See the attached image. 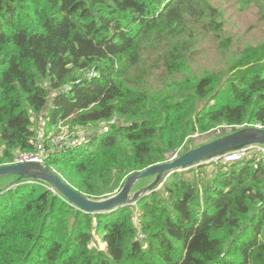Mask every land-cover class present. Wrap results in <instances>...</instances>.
Listing matches in <instances>:
<instances>
[{
	"label": "trees",
	"instance_id": "obj_1",
	"mask_svg": "<svg viewBox=\"0 0 264 264\" xmlns=\"http://www.w3.org/2000/svg\"><path fill=\"white\" fill-rule=\"evenodd\" d=\"M217 15L207 0H0V167L41 143L43 164L102 200L195 135L264 128V44L235 53L225 76L191 73L197 37L229 52ZM149 49L166 58L163 81H149ZM65 121L105 126L52 143ZM202 166L107 214H85L38 181L4 185L0 264H264V162L213 176ZM98 234L106 250L89 247Z\"/></svg>",
	"mask_w": 264,
	"mask_h": 264
},
{
	"label": "rangeland",
	"instance_id": "obj_2",
	"mask_svg": "<svg viewBox=\"0 0 264 264\" xmlns=\"http://www.w3.org/2000/svg\"><path fill=\"white\" fill-rule=\"evenodd\" d=\"M208 5L218 11V22H222V37H230L231 45L229 47V52L224 51L223 47L217 43L214 35H203L197 37L192 41V46L190 48V54L188 56L189 68L193 77H201L206 73L222 74L223 76L227 73V62L232 60V56L241 52L248 46L256 47L258 45L264 44V0H259L262 6L257 4L250 5L248 7H243L237 0H207ZM149 56V57H148ZM160 62H156L157 55L152 49L148 50V55L145 60V67L149 71V81L154 82L156 80L163 81L165 76L163 74L164 63L162 60L166 59L162 52ZM44 116L39 117L36 122L34 129L37 131L43 130L45 127ZM63 121L58 122L62 124ZM66 126L61 127L58 136H65L66 141L71 140L72 134L79 136L78 141H82L84 137L90 136L97 132V130H102L105 124H100L91 127H75L71 125L69 121H65ZM260 127V126H259ZM231 129H219L210 132L205 135H195L190 138L188 142L180 147L179 152L171 154L168 156V161L179 156L184 151L196 148L202 144H205L213 139H217L228 132ZM56 133L51 129L48 136H53ZM55 137H52L54 139ZM60 146H63L60 137L56 138ZM75 142L74 140H72ZM187 141V140H186ZM179 153V154H178ZM210 166L209 164H204L201 167L202 172H207L212 176L217 173L218 167ZM152 179L144 183V185H135L134 190L140 187H145ZM9 179H0V189L5 185V187L10 184ZM118 192V191H116ZM115 194V192H114ZM102 234V232H101ZM95 235L94 241L89 245V247H99L102 250L105 249V244L102 242V235Z\"/></svg>",
	"mask_w": 264,
	"mask_h": 264
},
{
	"label": "water",
	"instance_id": "obj_3",
	"mask_svg": "<svg viewBox=\"0 0 264 264\" xmlns=\"http://www.w3.org/2000/svg\"><path fill=\"white\" fill-rule=\"evenodd\" d=\"M251 145L264 146V128L253 126L228 132L226 135L186 151L167 162L132 173L126 178L118 192L102 200H92L75 191L51 168L41 163L18 162L1 166L0 179L15 177L16 179L11 183L38 181L85 214H107L125 206L135 205L140 199L159 190L173 173L187 171ZM146 178H152V181L145 187L134 190L135 185Z\"/></svg>",
	"mask_w": 264,
	"mask_h": 264
},
{
	"label": "built area",
	"instance_id": "obj_4",
	"mask_svg": "<svg viewBox=\"0 0 264 264\" xmlns=\"http://www.w3.org/2000/svg\"><path fill=\"white\" fill-rule=\"evenodd\" d=\"M244 127L246 126H242V128ZM58 137H60L63 145L67 143L65 142L66 141L65 136H56L54 139L51 138V142L54 144H59L56 139ZM45 153L46 151L43 145L41 143H38L35 147V150L32 153H29V154L22 153L16 156V158L14 159V163L36 162V163L43 164ZM253 156L257 157L258 159H261L264 162V146L262 145L247 146L239 151L230 152L214 160H211L210 162H212L214 166L220 167L224 165H230L232 163H237V162L245 160L246 158L253 157Z\"/></svg>",
	"mask_w": 264,
	"mask_h": 264
},
{
	"label": "bare ground",
	"instance_id": "obj_5",
	"mask_svg": "<svg viewBox=\"0 0 264 264\" xmlns=\"http://www.w3.org/2000/svg\"><path fill=\"white\" fill-rule=\"evenodd\" d=\"M105 249H106V246H105Z\"/></svg>",
	"mask_w": 264,
	"mask_h": 264
},
{
	"label": "crops",
	"instance_id": "obj_6",
	"mask_svg": "<svg viewBox=\"0 0 264 264\" xmlns=\"http://www.w3.org/2000/svg\"><path fill=\"white\" fill-rule=\"evenodd\" d=\"M85 138H86V137H85ZM151 181H152V180H151ZM151 181H150V182H151Z\"/></svg>",
	"mask_w": 264,
	"mask_h": 264
}]
</instances>
